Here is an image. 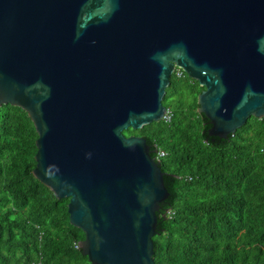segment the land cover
I'll return each mask as SVG.
<instances>
[{"label": "water", "instance_id": "obj_1", "mask_svg": "<svg viewBox=\"0 0 264 264\" xmlns=\"http://www.w3.org/2000/svg\"><path fill=\"white\" fill-rule=\"evenodd\" d=\"M179 69L226 139L264 118V0H0V107L37 133L33 176L68 198L89 264H155L169 194L146 140Z\"/></svg>", "mask_w": 264, "mask_h": 264}, {"label": "trees", "instance_id": "obj_2", "mask_svg": "<svg viewBox=\"0 0 264 264\" xmlns=\"http://www.w3.org/2000/svg\"><path fill=\"white\" fill-rule=\"evenodd\" d=\"M202 90L176 71L162 102L169 120L123 132L146 140L169 194L157 213L154 263L264 264V118L211 136L197 111ZM37 137L25 111L0 107V264H89L69 199L33 176Z\"/></svg>", "mask_w": 264, "mask_h": 264}, {"label": "built area", "instance_id": "obj_3", "mask_svg": "<svg viewBox=\"0 0 264 264\" xmlns=\"http://www.w3.org/2000/svg\"><path fill=\"white\" fill-rule=\"evenodd\" d=\"M177 71H180V70H177ZM181 74L182 73L177 72L178 76H181ZM163 118H165L166 120H169V112L168 111L166 112V114H165V116ZM163 155H164V153H162V152L159 154V156H163Z\"/></svg>", "mask_w": 264, "mask_h": 264}, {"label": "clouds", "instance_id": "obj_4", "mask_svg": "<svg viewBox=\"0 0 264 264\" xmlns=\"http://www.w3.org/2000/svg\"><path fill=\"white\" fill-rule=\"evenodd\" d=\"M177 70H179V69H176L175 72H176ZM175 72H174V73H175Z\"/></svg>", "mask_w": 264, "mask_h": 264}]
</instances>
